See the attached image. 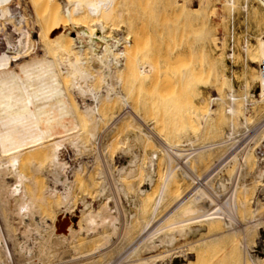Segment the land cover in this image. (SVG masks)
<instances>
[{
    "label": "bare ground",
    "instance_id": "1",
    "mask_svg": "<svg viewBox=\"0 0 264 264\" xmlns=\"http://www.w3.org/2000/svg\"><path fill=\"white\" fill-rule=\"evenodd\" d=\"M175 1V4L181 9V12L192 10V12L196 14L198 21L196 24L198 25H196L194 29L203 31L205 21L204 16L201 15L200 12H202L207 1L195 0L198 2L200 1L197 5L191 4L190 2V4H187L185 0ZM249 1L250 0L246 1L242 7L243 9H248ZM254 1L259 4L261 9L258 21L264 25V0ZM128 2H130V0H30L35 24L41 33L40 35H42V37H39L40 41L37 43L32 38H27L25 41V51H19V54H24L26 56L15 60L12 65L9 64V61L0 60V264H12L11 252H9L10 248L8 250L7 246V238H9V242L11 241V245H13L12 249H14L13 252L17 264L51 263L50 260V262H47V251L52 248V240L54 234L57 233L56 228L59 224L51 225L48 223V219L43 216L42 211L50 207L52 208V206H56V208L61 206L60 209L63 208L65 210L62 212L64 215L65 213L67 215L70 214L72 206L74 205L73 207H76V191L79 189L81 190V188L87 184V180H89V185L86 186L89 188H91L90 186H97L98 188L96 189L99 194L97 198L99 199V205L95 207L93 202L89 203V201L86 202V199L82 200L81 205H83L84 209L82 210V224L79 223V231L74 230L72 227L68 228V236H63L62 242L67 245L75 242L78 244L77 240L83 233L85 234V232L88 235L92 234L93 237H100L103 240L102 244L100 242L101 245L99 244L95 247V251L93 250V254L91 253L95 258L107 255L110 249L112 251V249H114L113 247H115L119 241L126 240L133 226L132 223L135 216L127 215L124 204V209H122L125 210L124 212L126 214L124 213L125 215H123L120 204L115 196V189L120 195L122 202L124 199L122 197H125V202V200H129L131 193L133 194L134 192H137L136 194H138L141 199L147 200L152 196L151 194H153L152 191L155 188L154 184L156 182L155 177L158 176L162 169L164 170V173H162L164 175V181L160 188L156 190L158 193L151 204V213L148 214V216H150H145V219L148 217L147 220L144 225L142 222V228L139 233L136 231L139 241H144V243L133 253L130 255L128 254L126 257L127 262H129L128 260L138 253L142 247H145L146 251L150 253H155L161 247L169 249L178 241V238L183 239L191 235L193 236V234L197 235L202 232L201 228L203 227H206L205 229L208 233L213 234L211 237L219 238L234 230L236 225L234 216L240 219L242 217L240 210L246 205V197L244 198L241 196L239 190L244 189L246 186L242 184L241 181L249 168L250 151H248V149L250 150L251 147L249 146V148H246L244 154L238 159H236V153H234V157H232L233 154L230 153L231 155L229 154V156H227V152L224 156L219 157L218 160L214 162L213 166L209 164L211 162L206 155L211 152L219 153L227 147L232 150L240 141L238 140V138L241 137V135H239L240 132L244 134L250 132L248 127V121L250 119L246 117L237 120V122L234 120L231 121L229 131L219 142L210 143L199 148H196L195 141L197 142L200 139L199 136L201 134H199V136L194 135L195 137H193L185 131L176 130L178 131L176 136L179 137L180 140H184L182 142L185 143V146L189 144V146L192 147L190 153L186 155L181 154L182 150L181 148L178 149V146H171V142L167 135L161 133L160 139L164 140L163 142L166 141V144L164 146L158 144L155 146V150L148 156L147 162L144 164L146 166H143V170L146 172V185L143 183L144 186L138 189L134 181L141 174V169H139L140 166H138L141 162V154L136 150V147L142 150L144 149L145 151V148L149 144L154 143V138L144 129L140 128L141 130L139 129L140 131L138 133L127 136L125 139V145H127V147L124 149V152H122L123 155H127V158L125 163L118 167H114L110 161L108 162V169H101V165L99 164L100 166H98L100 169L97 170L94 168L96 171L94 170L95 172L92 175L93 170H91V168L88 169L89 166L87 168L85 165L79 163L73 166L69 164L70 160L67 161L65 159V153L68 149H72L76 156L82 153L83 150L87 153V150H91L92 147L95 151L97 150L98 147L95 146V144H97L102 133L108 130L109 124L116 118L115 113H113L116 107H120L119 109L122 108L123 110L130 109V111L132 110L134 113V115H131L126 112L128 115L117 117L116 123L118 122L119 124L120 122V124H122L124 121L126 123L127 120V123L124 124L127 125L129 123L128 121L132 119L135 124V119L140 114L138 105L141 104H134L136 98L137 103L140 102L137 96L141 97V95L137 94L138 90H140L138 88H141V85L139 86L138 83L143 81L146 82L150 74H154V77H158L163 70L165 71L166 69L167 71L170 68L172 69L173 61L176 63L179 62V54L181 51L183 49H192V44L188 41L191 37V32L187 30L190 29H186L184 25L181 26L177 22L168 24L164 34L162 33V29H160L159 33L158 30H156L160 36L158 38L160 41L156 40L155 42H149L152 37L151 33L149 34L148 32V22L146 23L144 20V18H148L146 16L128 22V27L122 26L123 18L130 15L128 11ZM228 4L235 12L237 8L236 0L228 1ZM12 12L13 9L11 4L6 3V0H0V21L3 22L6 18L9 19L7 16L11 15ZM90 13H93V15L95 13L97 16L94 25L89 24L91 20L88 19ZM160 19L161 18H159V20ZM161 25L160 27H162ZM191 28L193 27L191 26ZM67 29L68 34L65 35L64 32ZM153 32H155L154 28ZM158 42L162 43L161 45L164 46V48L166 45L167 49H169L165 50L166 54L160 55L157 51L152 52L153 49L150 50L151 47L157 48ZM184 43L186 46H182ZM35 48H39V51L34 53V50H36ZM244 48L243 46L242 49L245 50ZM246 50L248 60L253 63L261 60L260 67L264 64V27L262 32L256 37V46L250 51L248 47ZM192 56L194 55L190 56L189 51L188 59L196 58ZM175 58H178L176 59L177 61L174 60ZM219 58L220 61L223 62V56ZM233 58H236V56L233 55ZM200 59H202V57ZM176 63L173 67L174 70L179 69ZM188 63L190 64L191 60H188ZM188 68L191 67L187 66L186 71H184L183 68L181 75H184V77H182L186 82L185 84L188 86L189 91L191 90L193 93V79H186L187 77L189 78L191 74ZM171 69L170 71L173 70ZM196 71L199 72L197 69ZM173 72L175 73V71ZM129 75H132V78L136 77V79L133 78L135 79L134 82L129 80L131 78L127 77ZM171 75L173 76L174 74ZM198 75L199 74H197V77L202 79ZM253 75L257 76V73L254 72ZM164 76H166V79L169 78L167 74ZM175 76L177 77L179 74ZM214 77V81L216 82L217 76L214 75ZM260 77H262L260 83L262 94L264 95V74L262 70ZM126 78H128L129 83L132 82L131 85L129 84L130 87L127 90L123 87L124 83L128 81ZM158 78H160V76ZM192 78H194V76ZM206 78L204 79L206 80ZM170 79L171 78L168 80L171 83L166 80L169 82L168 87L175 82V80L172 82L173 79ZM156 80L158 81V79L155 78L153 82H156ZM227 80L225 74H218V82H220V85L227 83ZM215 82H213L211 86L215 84ZM174 85L178 87L179 83H175ZM168 87L166 86V88ZM170 87L171 90H173V87ZM221 87H216V93L212 91V93L216 94V96L212 94V102L222 104L224 95ZM181 88L184 89L183 87ZM165 91L168 93V89H165ZM142 92L143 91H141L140 94H142ZM134 95L136 96L135 100L133 98ZM155 95H157V93ZM187 97L189 98V96ZM226 97L230 100L227 113L234 117L236 114V107H238L236 104L240 105L241 102L239 101L238 104L240 97H236L235 87L232 83ZM190 98L187 101L192 100ZM149 99L147 102L144 100L142 101L149 104V106L147 104L148 109L155 107L154 110L157 111V101V104L155 101L153 102V100L152 103H149ZM179 102L184 104L181 99ZM191 105L192 103L189 105L190 108ZM258 105L263 106L264 99L254 96V99L247 103V107L251 106L252 108ZM205 107L206 106L202 107L204 108L203 110H206ZM203 110L200 112L202 113ZM118 111L122 112V110ZM208 111L203 113L202 117L201 115H196V118L201 121L206 120V113L210 116L212 110L209 112L210 114ZM215 113L213 110L214 115ZM117 114L119 115L118 112ZM207 116L206 118L208 120L210 117ZM141 117L139 116V118L143 120L144 117ZM160 117L161 116L157 118L156 116L157 119ZM180 117L182 116L180 115ZM198 120H196V122ZM189 122L191 123V120ZM157 123L160 124L156 125L153 129L161 125V120L160 122L157 121ZM120 124L117 128H120ZM188 125L190 124H187V126ZM127 126L130 128L131 124ZM256 127H260V130L256 133V136L252 138V141L255 142L257 136L264 137V119L258 122ZM124 128L126 129V126ZM237 128L242 131L237 132ZM109 129L111 130L112 128ZM169 134L171 136V132ZM110 139L112 141L114 140L112 138ZM105 140L106 138L102 141ZM180 140H178V142ZM88 143L92 146L91 148L88 146ZM102 145V147L105 148L107 144L103 143ZM111 146L113 147V145ZM109 147L105 150L108 151ZM94 155L96 154L94 153ZM254 157L255 167L250 175L257 181L263 183V186L260 188V195L262 193L264 196V151L261 153L258 151ZM95 158L96 161L99 160L97 156ZM235 159V176L231 178L221 177L215 179L216 172L221 167L224 166L225 168L230 165ZM77 161L78 160H76V162ZM123 162L124 161H122V163ZM218 163H220V165L215 168ZM93 165L91 167H93ZM200 171H202V173ZM109 173L113 179L114 187L111 183ZM206 173L208 175L203 178V175H206ZM42 177L44 181H42ZM182 180H185V182L189 181L190 188L188 186V192H185L186 194L181 191H184ZM244 191H246V189ZM168 198H170L172 202L173 199L175 201L170 212L162 221L159 220L160 222L157 225H153L155 218H157L160 213L163 203L166 200L169 201ZM131 199L135 207L136 205L142 206L144 203L142 200L138 201V198L134 199L132 197ZM145 203H147V201ZM258 207L259 203L255 202L254 208H257V211L259 209ZM8 218H10L12 223L16 222L19 235L16 236L11 231ZM165 221H170V224L163 226ZM134 227L136 226H133V228ZM254 227L257 230V235L262 238L264 232L259 228V224ZM241 229H243V227ZM5 230L8 234L7 238ZM47 234L49 235L48 238L46 237ZM134 236L133 239L135 241L137 238L135 239ZM131 237H129L130 239L128 238V240H131ZM261 243V247L256 243V245L251 248L252 252L249 257L251 264H264V242ZM233 244L236 249L243 247L246 244V237L237 236ZM63 247L65 246L63 245ZM166 253V255L165 253L162 254L161 257L158 255L159 257L156 259L143 260L144 262L141 264H200L203 261L202 256L195 255V257H193L194 255L188 252L168 254L166 251ZM90 260L92 261V259Z\"/></svg>",
    "mask_w": 264,
    "mask_h": 264
},
{
    "label": "rangeland",
    "instance_id": "2",
    "mask_svg": "<svg viewBox=\"0 0 264 264\" xmlns=\"http://www.w3.org/2000/svg\"><path fill=\"white\" fill-rule=\"evenodd\" d=\"M205 1H207V2L205 4V6L203 7L202 12H200L201 15L204 16V21H205V25L203 27L204 30L202 29L203 31H201V30L197 31L194 29L195 26L198 25V24H196V22L198 23L196 14L194 12H192V10H187L186 12H181V9H179L177 4H175L176 3L175 0H130V2H128L129 3L128 11L130 12V15L129 16L127 15L123 18L122 26L128 27V25H127L128 22L133 21L136 18H139V17L144 18V16H146L148 18H146L147 20L144 18V20L146 21V23L148 22L147 23L148 24V27H147L148 32H149V34L151 33V37H152L151 41L149 40V42H155L156 40L160 41V39H158L160 37L158 34L160 29L163 30V32H162V30H161V32L164 34L166 32V26L168 24H171L172 22H177L181 26L184 25V27H186V29H190L187 31L191 32V34H190L191 37L188 39V41L192 44V49H190V50L189 49H183L181 51V53L179 54L180 55L179 58L181 60L179 59V62H177V63L175 61H173L174 62L172 64L173 70L170 68L172 71H170V69H168L167 71H166V69H165V71L163 70L159 75L160 78H158L159 76L154 77V74H150V77L146 80V82L143 81L145 83H143V82L138 83L139 86L141 85L140 87L143 90L141 88H138V89L143 91L142 94L143 93L144 94L142 96V94H140L141 91L138 90L137 94L141 95V97H142V99H141L140 96H137L139 99L138 101H140L138 103H137V98L135 100L136 96L135 95L133 96V98L135 100L134 101L135 105H138L139 103H141V104L143 103L142 105L141 104L138 105V109H139L138 111L140 112V114L137 116V118L135 115V118H136L135 124L136 125L133 123L134 121L132 119L131 120L129 119L130 121H128L129 122L128 124H131L130 128H129V126H127L128 124L124 125L127 123V120H126V123H125V121L122 122V124H120V122H119L120 128H117L119 125L118 122L116 123L117 117L118 118L124 117L128 114L134 115V113L132 112V110L130 111V109H124L123 110L122 108L119 109L120 107L119 108L116 107L113 111V113H115V115H116V118L112 123H110L111 125L109 124V128H112V129L110 130L108 128V130H105L102 133L101 137L99 138L97 144H95V146L98 147L97 148L98 151L96 150L97 151L96 152L94 150V148L90 145V143H88V146H90V148L91 147L92 148H91V150H87L88 151L87 153L85 150H83L82 153H80L76 156V154H74L72 149L71 150L68 149L70 151H68V150L66 151L65 159L67 161L70 160L71 162L69 161V164H71L73 166L78 165V163L85 165V167H87V168L89 166L88 169L91 168V170H93L92 175L96 171L95 169H97V170H99L100 168L101 169H108V167H109L108 162L109 161L112 163V165L114 167H118L120 165H123L126 161V158H127V155L125 153H124L125 155H123V153H122V152H124V149H126V147H127V145H125L126 144L125 139L127 138V136L132 135L134 133L136 134L141 129H144L148 133H150V135L154 138V143L149 144L145 148V151H144V149L142 150L139 147H136V150L141 154V162L139 163L140 165H138V166H140L139 169H141V174L134 181L136 183V185L138 186L137 187V189H138L139 187L144 186V184L146 185V181H145L146 172H145V170H143L144 169L143 166H146L144 164H146L148 156L155 150V146H157L158 144H160L161 146L162 145L164 146L166 144V141L163 142L164 140L160 139L161 133H164L167 135L169 141L171 142L170 143L171 146H173V147L178 146L179 147L178 149L181 148V150H182L181 154L186 155V154L190 153V151L192 150V147L189 146V144L188 145L186 144L188 147L185 146V143L182 142L184 140H180L179 137L176 136L178 131H185L187 134H189L193 137H195L197 135L199 136V134H201L202 137L200 135L199 136L200 139L198 138L199 140L197 142L195 141L196 148H199L201 146H205V145L210 144V143L219 142L220 140H222L225 137L226 133L229 131L231 121L234 120L235 122H237V120H241V119L246 117V118L250 119L248 121V124H249L248 127L250 129V132H247L246 134H244L243 132H240V131H242L241 129L237 128V132H240L239 135H241V137L238 138V140H240V141L237 145L234 146V148H232V150L229 149V147H227L219 153L218 152H216V153L211 152V153L206 155V157L211 162L209 164L213 166L214 162L216 160H218L219 157L224 156V154H226L227 152H228L227 156H229V154L231 153V154H233L232 157H234V153H236L235 156L237 157L236 159H238L242 156V154H244L246 148H249V146L251 147L250 150L248 149V151H250V153H249V158H250L249 159V168L245 172V175L241 181V183L245 184L246 186L244 189L239 190L240 195L243 196L244 198L246 197V200H245L246 205L243 208H241V210H240V213H242L241 216L243 217L244 220L242 219V217L240 219V218L234 216L235 221H236L235 222L236 225L234 227V230L230 231L229 233H227L223 236H220L219 238L211 237L213 234L208 233L205 229L206 227H203L204 229L201 228L202 234L201 233H199L197 235L193 234V236L191 235V236L183 238V239L178 238L177 239L178 241H176L175 244L173 245V247L172 248L170 247L169 249L161 247L155 253H150V252L146 251L145 247H142L138 251V253L133 255L132 258L128 260L129 262H127L126 257L128 256V254L130 255L131 253H133L138 247H140L144 243V241H139V237H137V236H138L139 231L142 228V226H141L142 222L144 225L145 221L150 216V215L148 216V214L151 213V206H152L151 204L153 203V200H155V197L157 196V193H158L156 190H158L160 188V186L162 185V183L164 181V175L162 174V173H164L163 172L164 170L163 169L161 170L159 168L161 170V172H159L158 176H160V177H158V176L155 177L156 182L154 184L155 188L153 187L154 188V190L152 191L153 194H151L152 196L147 200L141 199L138 196V194H136L137 192H134L133 194L131 193V197L129 198V200L131 202L129 200H125V202H124L125 197H122V198H124L123 202H122L120 195L118 194V192L115 189V196H116V199L118 200V202L120 204V208L122 210L123 215H125L126 213L128 216L134 215L135 216L133 219L134 224L132 223V225L136 226V227L133 228V226H132V228L134 230L131 228L130 235L128 236V238H129V237H131V234H132L131 240H128V238H126V240H128V241H126L125 239H124L125 241L124 240L119 241L115 245V247H113L114 249L116 248L115 250L112 249V251H111V249H110V252L107 255H103V256H99L98 258L97 257L95 258L94 256H92V254H93L92 251L95 249V247H97L100 244V242L102 244L103 240L100 237L96 238V236L93 237L92 234L88 235L85 232V234L83 233L80 236V238L77 240L78 244H77V242H75V243L67 245V244H63V242H62L63 236H68V231H67L68 228L72 227L74 230L79 231V226H80L79 223L82 224V210L84 209L83 205H81L82 200L86 199V202L87 201H89V203L93 202V205H95V207H97L99 205V199H97L98 195H99L98 190H97L98 188H97V186H94V187L90 186L91 188L86 186V185H89V180H87V184H85L83 186V188H81V190L79 189L76 191L77 192V194H76L77 199L75 200V206L76 207H73L74 205L72 206V210H70V214L67 215L65 213V215H64V213H62V212H64L65 210L63 208H62L63 210L60 209L61 206H59V207L57 206L58 208H56V206L55 207L52 206V208L50 207L49 209L47 208L48 210L44 209L43 210L44 212L42 211L43 216H45L48 219V223H50L51 225L52 224L53 225L59 224L56 228L57 233L54 234V237L52 240L53 241L52 248L47 251V254H48L47 255V258H48L47 262L49 260L51 261V263H48V264H106V263L107 264L108 263H110V264H125L126 262H127L126 264H141L145 260L156 259L159 256L161 257L162 254H164V253L166 255L167 254L166 251L168 252V254H175L178 252H186V253L188 252V253L194 255L193 257H195V255L196 256H202L203 257L202 258L203 261L201 262L202 264H251L249 261V257H250V253L252 252V249H251L252 246L256 245V243H257V245H259L261 247V244H262L261 242H264V241H262V240H264V238H263L264 236L261 238L259 235H257V230L254 227V226L259 224V228L261 230H263V232H264V196L262 193L260 195V191H261L260 188H261V186H263V183L257 181L256 179H254L253 176L250 175L253 172L254 167H255L254 155H256L258 153V151L260 153L262 151H264V137L263 136H259V137L257 136L256 142L252 141L253 136H256V133H258V131L260 130V127H256V125L258 124V122H260L264 119V105L263 106L258 105V106H254L252 108L251 106L247 107V103L251 102L254 99V96L258 97L260 99H264V95L262 94L261 83H260V80L262 79V77H260L261 76L260 64L262 61L259 60V61H256L253 63L250 60H248L246 49L248 47V49L250 51L252 48H254L256 46V37H257V35H259L262 32L264 25H263V23L258 21V18L261 14V9L259 7V4L254 0H250L248 2V5H249L248 9L242 8L247 0H236L237 8H236L235 12L233 11L232 7H230V5L228 4V1H231V0H205ZM185 2L187 4L193 3V4L197 5L200 1L198 2L195 0H193V1L192 0H188V1L185 0ZM6 3L11 4L13 12L11 15L7 16L9 19L6 18V19H4L3 22L0 21V60L3 59L5 61H9L10 62L9 64L12 65V63L15 60L23 58L26 56L24 54H22V55L19 54V51H25L24 48H25V44H26L25 43L26 39L32 38L35 42L38 43L40 41L39 37H42V35H40L41 33L35 24L32 8L30 5V0H6ZM143 7H145V8H143ZM255 12H257V13H255ZM255 15H256V17H255ZM159 18H161L162 20L161 19L159 20ZM165 18H166V20H165ZM88 19H91L89 21L90 22L89 24L94 25V22L97 20V16L95 15V13H94V15H93V13L92 14L90 13ZM231 20L235 21L237 35H238L236 51L233 54L236 56V58L232 57L234 59L233 62L230 61V59H229L230 53L228 52V34H229V30H230L229 25H230ZM160 22H163V23H160ZM188 23L191 25H189ZM160 25L163 28L160 27ZM191 26L193 28H191ZM188 27H190V28H188ZM153 28L155 29V32H153ZM157 28H159V29H157ZM156 30H158V33L156 32ZM62 32H64V31H62ZM193 33H194V35H193ZM202 33H203V35H202ZM64 34L65 35L68 34V29L64 32ZM147 44H148V42H147ZM161 44L162 43L158 42L157 43L158 46L156 45L157 48L151 47V49L150 48L149 49L150 50L153 49L152 52L157 51L158 54L164 55V54H166L165 50L167 49V47L165 44H163V45H165V48H164V46H162ZM182 46H186V44L184 43V44H182ZM243 46L245 47L244 48L245 50L242 49ZM35 49L36 50H34V53L39 51V48H35ZM199 49H201V50H199ZM150 50H149V52H150ZM167 50H169V49H167ZM189 51H190V56L194 55L192 57H196V58L192 59L190 57L191 59H188ZM200 54H201V56H200ZM218 56L219 57L223 56V62L220 61V58ZM201 57H202V59H200ZM238 57H239V59H238ZM176 59H178V58H175L174 60H176ZM187 59L191 60L190 64L188 63ZM201 60H202V62H201ZM175 63L178 64L177 67H179V69L181 68L180 70L176 69L177 68L176 66H175L176 70H174L173 67H174ZM192 63H193V65H192ZM196 63H198V64H196ZM187 66L191 67V68H188L189 73H191L190 74L191 78L189 75V78L187 77L186 79L187 80L193 79V86H192L193 93L191 92V90L189 91L188 86L185 84L186 82L183 79L184 75H181V71H183V70L186 71ZM208 68H210V69H208ZM196 69L199 72H197ZM202 69H204V70H202ZM207 69H208V73H207ZM200 70L202 73L200 72ZM169 71H170V73H169ZM173 71H175V73L178 72L177 74H179V76H177V77H179L181 79L177 78L175 76L177 74H175ZM205 71H206V73H205ZM251 72H252V74H251ZM254 72L257 73V76L253 75ZM221 73L225 74L229 81L227 80V83H223L220 85V82H218V74L221 75ZM165 74H167V77L171 78L170 80L173 79L172 82H174V80H175L174 84L179 83L178 87H177V85L175 86L172 83V84H170V86L173 87V90H171V87L170 86L168 87L169 82H170L168 80L169 78L166 79V76H164ZM171 74H174V75L172 76ZM197 74H199L198 76L202 79H199L197 77ZM170 75H171V77H170ZM214 75L217 76L216 82L214 81L215 80ZM163 76L165 79L163 78ZM193 76H194V78H192ZM127 77H129V78L131 77L129 80H132V82H134L136 79V77H133V78H135V79H133L132 75H129ZM155 78L158 79V81L156 80V82H153L155 80ZM162 78L164 79V81ZM204 78H206V80L208 78L209 79L206 81ZM126 80H128V78H126ZM129 80L124 83V85L127 84L126 85L127 87L123 85V87H125L124 88L125 90L129 89V87H130L129 84L130 85L132 84V82L129 83ZM166 80L169 82H167ZM182 80H184V81H182ZM198 80H199V82H198ZM166 82H167V84H166ZM180 82H181V86H180ZM206 82H208V83H206ZM213 82H215V84L216 83H218V84H216V85L213 84L211 86V84ZM231 83L235 87L236 97H238V98L240 97L238 100V104H239V101L241 102L240 105L236 104V106H238V107H236V114L234 117L230 116L227 113V108L230 105V100L226 96L230 90ZM182 84H183V86H182ZM166 86L168 88H166ZM174 86H175L176 90L174 89ZM181 87H183L184 89H182ZM216 87L222 88L223 95H224V100H223L222 104H219V103L217 104V103L212 102V94H213V96H216V94H214V93H216L215 92ZM165 89L166 90L168 89V93L165 91ZM157 90H158V92H157ZM174 90H175V94H174ZM181 91H183V92H181ZM212 91L214 93H212ZM156 93H157V95H155ZM194 93H195V95H194ZM158 95H160L161 97ZM178 95H180V96H178ZM150 96H152V97H150ZM187 96H189V98L191 97L190 99H192V100H189L190 103H192L191 108L189 106L190 105L189 101H187L189 99ZM153 97H154V99H153ZM182 97H183V99H182ZM145 98H147V99H145ZM148 99H149V103H152V100H153V102L155 101V103L157 101L158 104L157 103L156 104L158 107H156V109L158 108L157 109L158 112L156 110H154L155 107L149 108L150 109V111H149V109H148L149 104L146 103ZM174 99H176V100H174ZM180 99H181V101H183L184 104L179 102ZM210 99H211V101H210ZM142 100H144L146 102H144ZM132 101H133V99H132ZM201 101H203V102H201ZM147 104H148V106H147ZM183 105L188 106V107H184ZM203 106H206L205 107L206 110H203L204 109V108H202ZM246 107H247V109H246ZM207 108L209 111L207 110ZM187 109H189V110H187ZM192 109L194 110L195 113L193 112ZM251 109H253V110H251ZM257 109H258V111H257ZM118 110H120V111L122 110V112H119ZM160 110H161V113H160ZM201 110H203L202 113L200 112ZM213 110H214V113L216 112L215 115L213 114ZM207 111H208V113L211 111L210 113H211L212 117H211V115L209 116L206 113V115H205L206 120H204L205 121V124H204V121L198 120V118H196L197 117L196 115H199V116L201 115V117H202V114L207 112ZM244 111H245V113H244ZM117 112L119 113V115L117 114ZM191 112L193 113V115ZM183 113L185 116L183 115ZM185 113H187V114H185ZM180 115L182 117H180ZM139 116L140 117L143 116L145 120L144 119L142 120L141 119L142 117L139 118ZM156 116H157V118L159 116H161L160 117L161 119L160 118L157 119ZM206 116L210 117V118H208V120H207ZM194 118L198 121L196 122V120ZM193 119H194V122H193ZM160 120H161V125L159 126L160 128L157 126L158 128L153 129L156 125L160 124V123L159 124L157 123V121L160 122ZM190 120H191V123L193 122L192 126H191V123L189 122ZM186 122H187V124H190V125L187 126ZM138 125H141V126H138ZM125 126H126V129L124 128ZM127 127L129 128V130ZM181 127H182V129H181ZM174 130H175V133H174ZM176 130H178V131H176ZM170 132H171V136L169 134ZM153 133H155V134H153ZM174 134H175V136H174ZM173 136H174V138H173ZM103 138L104 139L106 138V140L102 141V140H104ZM110 138H112L114 140L112 141ZM178 140H180L179 141L180 143L178 142ZM123 141H124V143H123ZM102 142L107 144L106 145L107 147L105 146V148H103ZM111 145H113V147ZM239 146H240V148H239ZM108 147H109V150L108 151L105 150V149H108ZM93 151H95V152H93ZM109 151H110V153H109ZM94 153L96 155H94ZM68 155H69V158H68ZM96 156L99 159L97 161L95 158ZM123 156H125V157H123ZM236 159L227 167H225V168H224V166L221 167L217 171L218 173L216 172V174H215L216 178L215 179H219L221 177L222 178L223 177L224 178L234 177L235 176L234 167H235ZM76 160H78V161L76 162ZM122 161H124V162L122 163ZM92 165H93V167H91ZM98 165L100 166V168ZM218 165H220V163H218L215 166V168ZM200 172L202 173V171H200ZM142 174H143V176H142ZM207 175H208L207 173H206V175L204 174L203 178H205V176H207ZM141 176H142V178H141ZM109 177H110L111 183L114 187L113 179H112L110 173H109ZM41 179H42V181H44L43 177ZM142 179L144 180V182ZM182 184L184 185V186L182 185V187H184V191L183 190H181V191L184 194H186L188 192L189 181L185 182V180H182ZM94 188H95V190H94ZM189 188H190V186H189ZM88 189H90V190H88ZM245 189H246V191H244ZM132 197L134 199L138 198L137 199L138 201L142 200V202H144V203L147 201V203H145V204L141 203L143 207L140 205H136V207H135L134 202L131 199ZM168 199H169V201L166 200L163 203V205L160 209V213L157 216V218H155L153 225H157L170 212L175 201L173 199V202H172L170 200V198H168ZM171 199H172V196H171ZM127 201H129V202H127ZM255 202L259 203L258 211H257V208H254ZM123 204L125 206L126 213L124 212L125 210H123L124 209ZM51 209H54V210H51ZM50 212H52V213H50ZM48 213H50V214H48ZM145 216H148V217L145 219ZM238 219H239V221H238ZM8 220L10 222L9 223L10 229L13 232V234L16 236L19 235V230H17L16 222L12 223L10 221V218H8ZM141 220H143V221H141ZM167 224H170V221H167V222L165 221L163 226H167ZM3 227H4V225H3ZM242 227H243V229H241ZM204 232H206V233H204ZM134 233L137 235H135ZM61 234H62V236H61ZM5 235L7 238L8 234L6 233V230H5ZM49 235H50V233H49ZM49 235L47 234L46 237L48 238ZM133 236L135 237V239L137 238L135 241L133 239ZM237 236L238 237H240V236L246 237V244L239 249H236L234 247V244H233L235 239L237 238ZM7 239H8L7 240L8 250H9V248L11 250V251L9 250V252H11L10 255L12 258L11 263L17 264V260H16V257L14 255V252H13L14 249H12L13 245H11V241L9 242V238H7ZM132 239H133V241H132ZM199 241H201V242H199ZM63 245L65 247H63ZM90 259H92V261Z\"/></svg>",
    "mask_w": 264,
    "mask_h": 264
},
{
    "label": "built area",
    "instance_id": "3",
    "mask_svg": "<svg viewBox=\"0 0 264 264\" xmlns=\"http://www.w3.org/2000/svg\"><path fill=\"white\" fill-rule=\"evenodd\" d=\"M229 34H228V52L229 54V59L231 62H233V54L236 51V47H237V39H238V35H237V30H236V25H235V21L231 20L230 25H229ZM261 70L264 74V64H262L261 66Z\"/></svg>",
    "mask_w": 264,
    "mask_h": 264
}]
</instances>
